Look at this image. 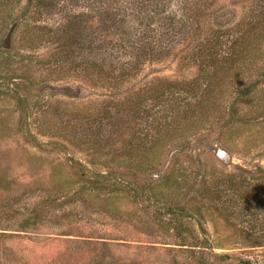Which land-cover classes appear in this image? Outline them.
Returning a JSON list of instances; mask_svg holds the SVG:
<instances>
[{"label":"rangeland","instance_id":"1","mask_svg":"<svg viewBox=\"0 0 264 264\" xmlns=\"http://www.w3.org/2000/svg\"><path fill=\"white\" fill-rule=\"evenodd\" d=\"M9 1L0 264H264V113L253 99L264 64L240 80L221 70L237 26L264 13V0ZM66 21L87 42V67L137 62L134 77L51 80L38 61L59 54L54 34ZM32 26L52 33L32 42ZM211 53L216 67L205 64ZM201 77L217 97L207 121L164 136L159 86L176 82L188 100L205 89ZM219 78L230 82L217 93ZM188 109L197 110L192 98Z\"/></svg>","mask_w":264,"mask_h":264},{"label":"trees","instance_id":"2","mask_svg":"<svg viewBox=\"0 0 264 264\" xmlns=\"http://www.w3.org/2000/svg\"><path fill=\"white\" fill-rule=\"evenodd\" d=\"M38 1L40 3H45L46 0ZM9 4H12L9 0H0V15L3 11L5 12ZM241 25V27L237 26L236 28V36L233 37L229 47L227 48L228 54L224 56V64L221 67L225 76L231 80L243 79L255 67L257 68L258 65L264 64V13L258 12V14L253 15V17L244 21ZM77 27V22L72 23V25L71 22L67 21L59 24L56 28V34H54L58 40L63 41L58 52L59 54H57L50 62L38 61V66L47 69V74L52 76L50 77L51 80L52 78H57L59 76L71 77L74 75H80L85 78H89L92 82L118 84L119 82L121 83L127 81L130 77H134V74L137 73L138 70L137 62L133 63L135 65L132 67H124V65H120V63L113 61H110L107 65L104 64L105 61H102L98 64L95 63L92 66L87 67L86 64L88 60H84V57L81 56L87 42L84 43L81 33L77 31ZM38 29H40L43 34H41V32L36 34L35 30ZM30 31L32 33V35H30L32 42L35 41L38 43L43 41L45 38V40H47V35L49 36V34L52 33V30L50 31L46 28H36L34 26H32ZM35 42L34 44L36 45ZM75 59H77L79 63L76 62ZM205 62V64L213 67H216L218 64V60L212 56V53L209 54V59ZM221 78H219L218 81H220ZM212 79L214 80V77H212ZM200 80L201 82L198 83L200 89L204 85V82H206L204 85L205 89L202 91L200 96H197V93L190 94V98H188V100L186 97H179V93L181 91L185 93V90L175 88L178 86V83L176 82L165 81L159 86L163 89V91H159L160 93L157 92V95L154 97H158L160 99L166 98L168 100V105L164 107H167V113L163 116V123L161 124L164 136H174L179 132H184L181 128L182 126H184V129L187 127H189V129L200 128L203 126V122L207 121L204 111L208 110V107L211 108L213 106V102L217 99V97L211 93L213 92V88H210V94L208 93V88L212 86L211 84L213 81H207L208 79H203V77H201ZM228 82L230 81L223 78V80H221V84H219L217 93L221 91L222 87L228 86ZM159 87L158 89H160ZM146 94L148 98L151 95H149L148 92H146ZM175 94L180 98L178 101H174L173 97ZM222 94L220 93L219 96H223ZM191 98L195 101L197 110H191V112L189 111L186 113V111L189 110L188 108ZM253 99H255V103L258 104V109L262 106V112L264 113V71L261 73L260 80H257L255 83ZM245 263L250 264L248 261Z\"/></svg>","mask_w":264,"mask_h":264},{"label":"water","instance_id":"3","mask_svg":"<svg viewBox=\"0 0 264 264\" xmlns=\"http://www.w3.org/2000/svg\"><path fill=\"white\" fill-rule=\"evenodd\" d=\"M15 24L11 25L7 34L5 35L3 41L0 43V50L1 49H4V50H8L10 48V45H11V37H12V34L15 30ZM52 92H55V93H61V94H64V95H77L78 94V90H75V89H70V88H59V87H55V88H51L50 89Z\"/></svg>","mask_w":264,"mask_h":264}]
</instances>
